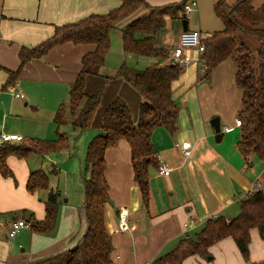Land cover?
Listing matches in <instances>:
<instances>
[{
    "label": "crops",
    "instance_id": "0c3cea01",
    "mask_svg": "<svg viewBox=\"0 0 264 264\" xmlns=\"http://www.w3.org/2000/svg\"><path fill=\"white\" fill-rule=\"evenodd\" d=\"M146 1L149 5H162L179 0ZM118 4L117 0H0V65L3 67L0 68V132L17 133L22 139L57 137L59 127L54 121L55 112L60 103L67 100L70 85L81 68V58L94 49V44H58L44 55L28 60L22 67L16 83L9 87H4L7 79L5 69L16 70L20 64V47L41 42L53 34L56 25L77 20L90 13L107 12ZM148 10L142 6L134 16ZM127 21L128 18L120 20L114 27L118 26L121 32ZM181 21L180 17L165 16L163 28L174 33L175 46L182 32ZM200 32L203 38L211 35L208 32ZM165 44L161 47L165 48ZM166 50L171 60L173 49ZM186 51L195 56L193 48ZM230 59L215 67L210 80H213L217 72L224 71L228 74V83L230 84L232 79L235 83L236 65ZM105 62L106 58L100 65L101 68L96 69L97 74L87 76L84 87L87 94H101L100 105L90 126L98 130L102 111L116 94L126 100L134 120L142 101L141 95L134 88L123 78L116 76L118 65L114 64L112 70L108 71ZM198 68L199 65L192 60L172 82V98L177 102L180 97L186 95L192 104L187 107L179 105L177 131L170 133L165 127L157 126L151 132L155 156H160L171 170L168 175H162L156 167L150 168L147 207L141 203L140 190L133 178L128 141L120 139L116 146L108 147L104 151V173L112 201L105 205V225L112 239L113 264L117 260L119 264H150L161 254L172 250L180 238L193 236L208 218L235 217L239 213L241 199L253 191V182H258L264 187V161L253 163L255 154H250L249 161H246L236 148L240 129L235 125V118L238 117L241 102L234 103L228 112L215 111L220 119V127L228 126L229 130L223 132L219 143L213 141L214 130L208 118L215 114L212 112V115H208L199 97L196 96L193 101L202 75ZM15 92L22 96H15ZM183 140L191 143L188 156L175 145L177 141ZM32 154L42 155L31 153L25 158L7 156L6 164L12 170L13 176L0 175V211L7 212L21 207L29 210V214L32 213L36 219H42L45 214L44 197L53 188H45L46 192L41 196L40 189L33 193L26 190L28 173L38 168V161L35 162L34 158H31ZM61 202L58 200L59 206ZM61 206L60 217H57L58 224L56 222L49 233L37 236L42 239L41 245L32 249L31 259L71 247L84 233L86 221L83 206L78 209L77 222L74 219L75 209L70 207L72 209L69 211V218L72 221L71 225L69 223L65 228L62 226V219L70 208ZM121 208H124L129 216L130 229L126 231L116 229ZM19 218L28 221V217L24 216L14 217L12 221ZM28 222L30 224V221ZM10 228L11 224L9 231ZM22 229L25 228L20 230ZM16 234L12 238H15ZM215 245L229 251L237 249L231 237L223 238ZM249 259H264V240L255 228L250 230ZM243 264H246L244 260Z\"/></svg>",
    "mask_w": 264,
    "mask_h": 264
},
{
    "label": "trees",
    "instance_id": "16d2710c",
    "mask_svg": "<svg viewBox=\"0 0 264 264\" xmlns=\"http://www.w3.org/2000/svg\"><path fill=\"white\" fill-rule=\"evenodd\" d=\"M119 4L103 13H90L77 20L56 25L49 37L33 46H21L20 64L14 71L5 69L7 79L4 87L16 83L24 64L47 53L63 42L92 43L94 49L81 58V68L75 81L70 85L68 98L57 108L54 121L57 126L71 118V126L84 128L92 125L101 94H87L84 91L88 75L97 74L96 68L103 64L110 47V30L123 19L128 21L121 28L122 46L125 53L147 56L153 62L143 69H135L122 63L118 77L123 78L142 97L134 120L126 100L116 94L104 107L101 114L99 133L87 145L85 171L88 177L83 181V209L86 229L80 239L66 249L33 258L29 264H113L111 235L105 225V205L110 201L108 182L105 177L104 151L114 147L120 139L130 146L133 178L140 190L141 203L147 207L149 200V170L158 167L151 132L157 126L165 127L170 133L177 131L179 105L172 98V82L183 68L168 60V51L159 46L157 32L165 25V16L183 18L184 5L188 0H179L162 5H149L146 0H117ZM253 0H235L228 3L217 0L213 4L215 15L221 20V29L205 37L201 66V79L210 80L215 67L222 61L234 59L236 70L234 81L242 89L238 117L242 120L237 150L249 161L250 154L264 158V1L259 6ZM149 10L134 16L140 7ZM241 30L256 34L259 45L255 54L236 37ZM161 58L162 62H158ZM0 68H3L0 65ZM109 78V77H108ZM68 147L63 133L55 139L29 138L18 142L0 144V175L13 176L6 164L8 155L25 158L31 153L46 154L49 151ZM48 187V174L43 169L32 170L26 179V190L35 192ZM60 191L50 189L44 202L45 214L36 219L28 216L36 232L49 233L57 222ZM257 229L264 240V193L250 191L239 203V213L230 219L223 216L208 218L193 236L180 238L176 246L150 264H181L191 255L206 256L209 248L223 238L231 237L246 264H264V259H249L250 230ZM0 264H3L0 262Z\"/></svg>",
    "mask_w": 264,
    "mask_h": 264
},
{
    "label": "rangeland",
    "instance_id": "374dc122",
    "mask_svg": "<svg viewBox=\"0 0 264 264\" xmlns=\"http://www.w3.org/2000/svg\"><path fill=\"white\" fill-rule=\"evenodd\" d=\"M217 0H196V8L188 13L187 21L189 28L200 29L203 33H211L215 30L221 29L223 24L221 20L215 15L213 11V4ZM228 3H233L235 0H225ZM264 0H253L254 6H259ZM145 7V6H144ZM147 8V7H145ZM142 12L140 15L145 14ZM138 16V15H137ZM264 28V22L261 25ZM113 27L110 31V47L105 56V68L108 71L124 62L128 66L135 69H143L149 66L153 62V58L141 55H135L132 53H125L123 55L121 46V32L120 29ZM174 33L170 30L162 28L158 32L157 44L163 46L168 50L173 49L175 46ZM237 42H242L249 47L252 54L256 56L255 49L259 45V41L255 33L241 30L236 37ZM170 60V58H168ZM233 60L234 59H230ZM101 68V66L96 69ZM117 68V69H118ZM99 70V69H98ZM117 71V70H114ZM114 73V72H113ZM212 78V75H211ZM227 72H217L213 80L200 79V84L197 87V94H194V98L197 96L201 99L203 107L208 115L210 113H216L215 111L228 112L230 107L234 103H240L242 97V89L237 86L233 79L231 85L228 83ZM212 81V83H210ZM178 105L182 107L191 106V101L187 99V96L180 97L177 100ZM217 116V114H215ZM71 118H66V123L59 125V132L66 136L68 141V147L52 150L47 152L46 155L32 154L31 158H34L35 162L38 161V168L43 169L48 174V187L60 190L59 200L62 202L58 205V218L60 217L61 205H66L68 208L75 209L74 219L79 221L78 209H82L83 202V181L88 177V172L85 171V159L87 152V145L94 135L99 133L98 129L89 127L73 128L70 123ZM210 120V118H208ZM264 161V158L258 156L255 157L253 163ZM34 170V169H33ZM40 196L43 192H46L45 188L40 189ZM46 197H44L45 199ZM66 200L65 202H63ZM63 215V228L71 221L69 218V211ZM29 210L25 208L17 207L7 212L0 211V262L5 264H28L31 259V251L33 248H38L41 245L42 239L37 236H43L44 233L36 232L30 226L19 230L15 238L8 236L9 225L12 222V218L16 217H28ZM57 218V219H58ZM58 224V221H57ZM39 234V235H38ZM225 250V251H223ZM236 250V252H235ZM237 249L229 251L226 248L220 249L218 245H215L209 249V254L206 256L194 255L186 258L181 264H243V259L239 255ZM114 264H119V261H114Z\"/></svg>",
    "mask_w": 264,
    "mask_h": 264
},
{
    "label": "built area",
    "instance_id": "2783aa9c",
    "mask_svg": "<svg viewBox=\"0 0 264 264\" xmlns=\"http://www.w3.org/2000/svg\"><path fill=\"white\" fill-rule=\"evenodd\" d=\"M196 4V0H188L185 3L183 10V14L185 15V17H187L186 15L192 10L196 9ZM203 39L204 38L198 29L187 28L186 30H182L179 36L178 44L173 48L171 52L172 62L177 63L182 68H185L192 60H194L200 67L198 68L199 73L202 74L204 71V69L201 67V55L204 52ZM189 48L194 49L195 56H191L187 53L186 50ZM14 95L19 97L22 96V94H20L19 92H15ZM235 125L239 127L242 125V120L239 117L235 118ZM228 130V126H223L222 128L220 127L221 132H225ZM20 140H22V136L17 133L0 132V144L4 142H18ZM175 145L181 149L182 153L185 156H188L190 154L191 143L189 141H177ZM156 158L158 162V173L162 175H168L171 170L170 167L161 159L160 156H157ZM252 185L253 190H258L264 193V187L261 186L258 182H253ZM29 226V222L24 218L16 219L11 223L9 236L13 237L21 228H27ZM116 229L118 231H126L130 229L128 212L124 208H121L118 212Z\"/></svg>",
    "mask_w": 264,
    "mask_h": 264
},
{
    "label": "water",
    "instance_id": "95a60500",
    "mask_svg": "<svg viewBox=\"0 0 264 264\" xmlns=\"http://www.w3.org/2000/svg\"><path fill=\"white\" fill-rule=\"evenodd\" d=\"M182 30H186L188 28V24H187V19L185 17V15H182ZM158 62H162V59L159 58ZM210 126L212 127V129L214 130V135H213V141L215 143H219L222 136H223V132L220 131V119L219 116H213L212 118H210L209 120ZM109 203H112V201L110 200Z\"/></svg>",
    "mask_w": 264,
    "mask_h": 264
}]
</instances>
